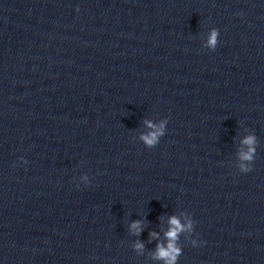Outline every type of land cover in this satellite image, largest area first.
<instances>
[{
    "label": "clouds",
    "instance_id": "9594fccd",
    "mask_svg": "<svg viewBox=\"0 0 264 264\" xmlns=\"http://www.w3.org/2000/svg\"><path fill=\"white\" fill-rule=\"evenodd\" d=\"M218 34V29H212L208 40L209 47L215 49ZM145 123L150 129H155V131H152L147 135H142L141 139L148 147H153L158 143V138L164 134L165 122H161L159 126L153 124L151 121H145ZM242 143L247 146V151H242L240 153V159L242 161H252L255 154L256 138L254 136H247L242 141ZM241 168L245 172L251 171V169L245 165H241ZM169 225V230L165 233L168 243L166 246L161 244L157 245V250L154 254V258L165 261V264H176L178 257L181 255V249L177 246L176 242L178 240L179 234L182 231L192 229V221L189 220L188 223L184 225L181 224L180 220L176 216H172L169 219ZM131 228L134 229L137 233L141 230L138 221L133 222ZM151 235L155 237L157 234L152 233ZM195 244L196 241H193V245ZM136 247L139 249L142 248L143 245L137 244Z\"/></svg>",
    "mask_w": 264,
    "mask_h": 264
}]
</instances>
